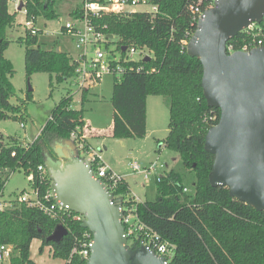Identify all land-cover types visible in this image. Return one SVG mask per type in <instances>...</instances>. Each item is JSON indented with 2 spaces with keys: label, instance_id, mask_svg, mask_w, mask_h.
<instances>
[{
  "label": "trees",
  "instance_id": "1",
  "mask_svg": "<svg viewBox=\"0 0 264 264\" xmlns=\"http://www.w3.org/2000/svg\"><path fill=\"white\" fill-rule=\"evenodd\" d=\"M198 0H159L154 17L135 14L129 17L110 15L100 23L108 26L107 35L115 38L120 46H144L152 53V59L142 64L155 72L147 74L135 71L120 79L114 78L111 95L112 137L114 139H142L146 133V99L149 96L164 98L168 107V135L164 143L176 152L183 171H189L193 183V195H185L183 176L179 172L163 175L156 183V197L151 202L136 205L139 218L157 232L164 240L175 246L169 264H264V211H257L232 198L224 187L212 186L209 175L213 155L204 150L208 130L219 122V109L209 107L204 99L201 85L202 66L195 57L182 50L180 42L190 35L188 6ZM9 0H0V121L18 119L27 101L12 104L15 90L11 83L14 73L12 63L4 58L9 45L6 31L13 28L15 15L9 13ZM29 12L52 21L57 12L51 4L44 5L33 0ZM263 27L264 19L259 24ZM248 40L240 32L227 44L236 49ZM25 46L24 70L27 79L34 73H47L49 86L74 80L72 59L62 51L47 50L37 37H18ZM120 50V49H118ZM86 93H82V101ZM72 97L61 100L51 113L39 136L26 148L10 138L4 146L0 138V193L3 192L9 172L23 169L26 176L33 174L38 166H44L48 158L56 160L58 146H68L81 152L71 140L75 131L70 112ZM35 184V180L33 182ZM29 185L32 184L29 182ZM41 186V191L45 190ZM121 201L130 197L128 184L121 181L113 194ZM58 223L41 211L17 204L0 212V245L10 244L19 252L20 258L12 264H32L30 246L40 242L38 251L51 249L55 259L66 258L73 246L70 233L59 243L48 242ZM72 232L86 230L81 224H69ZM138 246V245H136ZM73 264H86L75 258Z\"/></svg>",
  "mask_w": 264,
  "mask_h": 264
},
{
  "label": "water",
  "instance_id": "2",
  "mask_svg": "<svg viewBox=\"0 0 264 264\" xmlns=\"http://www.w3.org/2000/svg\"><path fill=\"white\" fill-rule=\"evenodd\" d=\"M263 19L264 0H217L187 46V54L202 66L206 104L220 111L218 124L204 140V150L213 155L209 182L257 211H264V48L229 55L226 45ZM45 168L56 201L83 215L81 226L93 235L86 264H166L164 258L127 244L121 203L112 202L84 159L58 155L55 161L48 158ZM66 235L58 225L47 241L59 243Z\"/></svg>",
  "mask_w": 264,
  "mask_h": 264
},
{
  "label": "built area",
  "instance_id": "3",
  "mask_svg": "<svg viewBox=\"0 0 264 264\" xmlns=\"http://www.w3.org/2000/svg\"><path fill=\"white\" fill-rule=\"evenodd\" d=\"M158 1L39 0V3L44 5L52 4L57 15L64 13L69 19L64 23L60 19L57 29L52 31L47 30V22L43 24V28H38L37 21L42 16L31 14L28 8V5L33 3V0H9V3L13 5L14 14H21L25 17V21L19 25L22 29L21 38L31 36L37 37L39 40L44 36L56 34L66 37L74 43V48L78 51L77 57L72 60L75 64L74 80L78 89L83 91L85 86L100 80L103 76L110 75L115 79H120L126 73L132 71L137 73L145 72L147 74L155 72V69H146L142 64L143 62L151 61L152 53L150 50L144 46L132 44L128 46L118 45L112 36L109 38V35H107L108 26L100 23V21L110 15L129 17L135 14H144L154 17L158 12ZM216 2L217 0H198L188 6L190 25L193 32L190 38L187 33V38L180 42L182 50L187 51L188 43L197 31L198 24L205 19L206 11L213 8ZM44 20L46 19L44 18ZM242 33L248 40L244 39L238 49L233 44H227V54L230 55L235 52L249 54L258 48H264V32L261 25L250 23L242 30ZM123 47L125 48L124 51L121 50ZM89 50H92L90 56ZM58 51L60 50L58 49ZM91 134L92 132L87 131L83 124H75V131L71 134V140L76 143V148L81 152V158L89 166L92 177L104 184L112 197L113 203L116 201L121 203V223L127 238V244L131 240L132 245L130 246L142 247L145 253L162 257L165 259L166 264H169L174 254L175 246L164 240L139 218L136 212V205L141 202H138L131 193L130 198L125 201H121L113 195L122 178L103 163L101 151L89 144L88 138ZM158 168L163 169V166L156 162L146 168H141L136 163L131 164V169L138 174H142L144 179L154 176L155 183L159 182L165 175L163 172L157 173ZM28 180L32 186L29 185V190L22 191L13 201L4 199L3 192L0 193V212L11 209L21 203L27 207L38 209L48 218L56 221L58 225L63 226L67 231V235L70 233L73 240V246L66 258L55 259L50 248H48V257L52 260H58L59 264H73L75 258L87 263L93 247L92 233L87 229L74 233L70 227L67 228L71 223L82 225L85 220L84 216L72 212L68 206H63L56 201L52 181L44 166H38L35 172L28 177ZM34 180L35 184L33 183ZM41 186H45V190L41 191ZM182 192L187 194L188 189L183 187ZM18 258H20L19 252L13 245H0V264H12V261ZM31 262L32 264H37L33 260Z\"/></svg>",
  "mask_w": 264,
  "mask_h": 264
},
{
  "label": "rangeland",
  "instance_id": "4",
  "mask_svg": "<svg viewBox=\"0 0 264 264\" xmlns=\"http://www.w3.org/2000/svg\"><path fill=\"white\" fill-rule=\"evenodd\" d=\"M8 9L9 13L14 14L11 3H8ZM14 15L15 26H13L12 30L6 31V37L10 43L3 52L4 58L12 63L14 69L11 83L15 90V97L10 102L16 104L19 100H24L29 89L31 91V99L26 102L21 114H18V119L0 121V138H2L4 146L10 138H13L17 145L26 148L39 136L53 110L67 96L73 97V103H71L69 109L70 112H76L82 116L81 122L87 131L93 132L95 129L107 131L113 115L110 100L114 78L110 75L103 76L100 80L85 86V90H88L89 93L83 101L81 93L85 90H79L73 79L60 84L53 80L52 87L49 86V75L47 73H34L27 79L24 70L25 46L17 42V38L22 34V29L19 25L25 21V17L21 14ZM60 19L62 23L69 20L64 13H60L55 21L44 20V18L40 17L37 21V26L38 28H43V24L47 22V30H56ZM39 41L44 43L42 46L44 49L55 51L59 49L68 54L70 58L72 57V60L77 57L78 51L74 48V43L66 37L54 34L44 36ZM114 41H116L115 38ZM89 51L90 56L92 50ZM161 100L165 102L164 98ZM168 116L169 113L166 107L160 106L154 121L148 122L147 131L142 139L118 140L111 136H103L93 141L94 146L101 151L103 162L113 172L123 176L129 186L131 195L138 202L154 201L156 183L154 176L144 179L142 174L134 172L131 169V164L134 163L141 168H146L156 162L163 166V169H157V173H181L184 187L188 189V193L185 195L194 194L192 177L189 171L182 170L178 154L168 149L164 143L168 135ZM56 153L73 158L78 157L76 150L68 146H58ZM4 179L6 180L3 189L4 199L13 201L22 191L29 190V180L23 169L9 172V174L4 176ZM128 245H132L131 240L128 241ZM39 246L40 242L38 240H34L31 243V260L37 264L60 263L58 260H52L48 257V247H45L39 253Z\"/></svg>",
  "mask_w": 264,
  "mask_h": 264
},
{
  "label": "crops",
  "instance_id": "5",
  "mask_svg": "<svg viewBox=\"0 0 264 264\" xmlns=\"http://www.w3.org/2000/svg\"><path fill=\"white\" fill-rule=\"evenodd\" d=\"M58 51V50H57ZM72 58V57H71ZM86 93L85 95V98L86 96L88 95L89 91L88 90H85L83 91ZM72 97V96H71ZM81 97H82V93H81ZM162 98L161 97H148L146 99V131H147V127H148V122H153L154 121V118H155V115L158 114V111L160 109V106H165L167 111H168V107H167V104L166 102H163V100H161ZM72 103H73V97H72ZM75 113V116L74 118L71 120L73 124H83L81 122V115L76 113V112H73ZM113 114V113H112ZM22 125V124H21ZM23 126V125H22ZM103 136H106V137H112V121L108 127V130L107 131H103V130H93L91 136L88 138V142L91 146H93L94 148H96L93 144V141L100 138V137H103ZM97 149H99L97 147ZM104 163V162H103ZM105 164V163H104ZM106 165V164H105ZM107 166V165H106ZM109 168V167H108ZM110 169V168H109ZM111 170V169H110ZM113 172V170H111ZM115 173V172H114ZM117 174V173H116ZM119 176H121L122 180L125 181L123 179V176L120 175V174H117ZM129 187V186H128ZM4 194V193H3Z\"/></svg>",
  "mask_w": 264,
  "mask_h": 264
}]
</instances>
